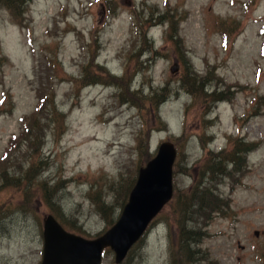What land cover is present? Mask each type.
Here are the masks:
<instances>
[{
    "label": "rangeland",
    "instance_id": "obj_1",
    "mask_svg": "<svg viewBox=\"0 0 264 264\" xmlns=\"http://www.w3.org/2000/svg\"><path fill=\"white\" fill-rule=\"evenodd\" d=\"M254 1L31 0L22 22L0 0V264H42L49 215L103 236L165 142L178 149L174 198L121 264H173V247L182 260V203L205 189L222 208L201 221L195 264H263L264 0ZM42 94L52 103L37 114ZM30 118L36 135L21 139ZM103 264H116L112 249Z\"/></svg>",
    "mask_w": 264,
    "mask_h": 264
},
{
    "label": "water",
    "instance_id": "obj_2",
    "mask_svg": "<svg viewBox=\"0 0 264 264\" xmlns=\"http://www.w3.org/2000/svg\"><path fill=\"white\" fill-rule=\"evenodd\" d=\"M176 158L174 144L163 143L157 156L140 169L120 219L97 239H85L69 233L54 216H47L44 221L42 264H102L103 253L108 248L115 253L116 263L121 264L145 235L152 221L172 200Z\"/></svg>",
    "mask_w": 264,
    "mask_h": 264
},
{
    "label": "trees",
    "instance_id": "obj_3",
    "mask_svg": "<svg viewBox=\"0 0 264 264\" xmlns=\"http://www.w3.org/2000/svg\"><path fill=\"white\" fill-rule=\"evenodd\" d=\"M6 1H7L6 5L8 6V8L11 9L16 14V16L23 22V16L22 14L21 15L19 14L20 12L18 8L21 7L25 9V6H27L31 2V0H6ZM252 3L254 4L255 1L248 0V2L245 3V6L249 7L250 5H252ZM111 10L112 12L111 11L110 12L113 15L114 14L113 8H111ZM224 36L228 38V35L224 34ZM172 42H173V45L178 48L181 46V42L179 40H174V38H172ZM144 43L147 44L148 41L145 39ZM183 64L187 67V63L185 60H183ZM193 75L197 77L196 74H193ZM52 92L53 90L50 92V94H52ZM50 94L48 96L46 94H42L40 96V103H39L38 109L36 110L37 114L41 113L42 110H46L49 104L52 103L51 99L53 97L50 96ZM129 94L133 98H136L134 94H131V93ZM163 100H161L160 102H162ZM54 109H56V106ZM35 125H36V120H35ZM34 135L36 134L33 128V124L31 123V118L27 121L25 120L24 129L21 134V139H25L27 136H34ZM40 139L41 137L39 136H35L29 139V143L32 146V150L34 151L37 150L36 148L37 142L40 141ZM19 145H20V137L13 136L12 139L10 140V143L7 147L6 152L3 155L2 160L3 161L7 160V158H9L12 155V153L16 151ZM241 151L242 150L237 145L236 153H240ZM245 151L248 152V149ZM2 160L1 162H3ZM231 163L233 165L236 164V157H233V160ZM216 166L217 168L219 167L218 164ZM221 208H222L221 200L210 189H205V190L200 191L198 193V196L194 197V201H188V199L186 198V201L182 203V212H183L184 217H182L183 220L179 222L182 228L181 235H180V241L182 243L181 247H182L183 257H182V260L176 263V250L173 247L172 252H174V257H175L173 264H195L198 257H200L198 255L201 254L198 247L200 246L199 243L201 242L202 236H204L203 230L205 229V228L204 229L200 228V225H203L201 221L203 218H207V220L209 221L210 219L208 217L210 215V212L213 213L216 210L221 209ZM187 214H189L188 217H186Z\"/></svg>",
    "mask_w": 264,
    "mask_h": 264
}]
</instances>
